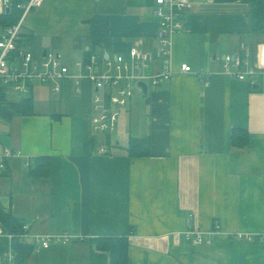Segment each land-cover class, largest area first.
Segmentation results:
<instances>
[{
    "label": "crops",
    "instance_id": "obj_1",
    "mask_svg": "<svg viewBox=\"0 0 264 264\" xmlns=\"http://www.w3.org/2000/svg\"><path fill=\"white\" fill-rule=\"evenodd\" d=\"M192 1L184 29L172 38L174 75L154 88L170 129L164 156H129L130 138L151 133L150 124L145 133L127 131L132 105L108 146L102 140L101 152L88 79L77 84L66 78L58 92L35 82L29 96L5 87L8 100L16 102L9 95L14 91L18 102L30 98L33 107L26 115L0 117V154L21 152L0 171V204L29 222L33 235L70 236L36 246L29 264H111L98 240L122 236L129 239L128 264H264V81L259 78L255 88L224 68L227 54L246 58L253 51L254 61L260 41L249 34L239 0ZM155 2L46 0L24 19L18 46L38 61L44 51H55L73 73L79 72L75 62L92 54L114 57L136 49L151 53L156 73L162 68ZM95 19L109 23L111 47L88 56ZM186 63L192 72H181ZM235 126L250 133L244 148L232 144ZM217 223L211 243L173 236L188 227L211 231ZM240 232L253 240L237 239Z\"/></svg>",
    "mask_w": 264,
    "mask_h": 264
},
{
    "label": "built area",
    "instance_id": "obj_2",
    "mask_svg": "<svg viewBox=\"0 0 264 264\" xmlns=\"http://www.w3.org/2000/svg\"><path fill=\"white\" fill-rule=\"evenodd\" d=\"M46 0H0V13L10 12L14 6L21 10L20 20L5 28L0 37V86L14 89L25 96H29L32 85L35 82L53 84L55 90H60V82L66 78H71L79 84L82 80L88 79L94 86L96 93L92 98V126L93 130L101 136L104 132L114 131L123 115L128 102L134 97L136 92L144 95L143 88L139 82L147 83L150 87H156L162 80H170L174 72L171 68V48L172 38L175 34L184 29V14L193 6L192 0H156L153 7V14L159 21V55L162 70L154 73L153 59L149 52H139L132 49L128 54H117L112 57L110 54H92L87 62L77 61L75 65L79 72L73 73L59 53L46 51L40 61L35 59L34 54L29 51H22L18 46L22 35L23 23L26 16L34 9L43 6ZM210 2L212 0H209ZM250 53L243 58L236 54L224 56L225 72L236 76L240 80H249L251 84H257L259 78L264 81V42L258 44L257 54L254 61L250 58ZM190 64H182L181 72H192ZM106 149L102 146L101 152ZM21 152L6 149L0 154V171L7 166L8 160L13 156H20ZM26 165H29L27 161ZM219 231L217 223L213 230L206 231L202 228L188 227L182 232H175L173 236L180 240L185 238L193 244L211 243L214 241ZM0 238L8 241V249L4 253V264H13L15 252L13 242L20 239L25 242L41 245L43 248L51 246L54 239L68 241L70 236L63 234L60 236L52 235H33L31 224L25 222L22 232L13 233L6 229L0 222ZM239 240L251 241L252 234L237 233ZM264 241V234L262 235Z\"/></svg>",
    "mask_w": 264,
    "mask_h": 264
},
{
    "label": "trees",
    "instance_id": "obj_3",
    "mask_svg": "<svg viewBox=\"0 0 264 264\" xmlns=\"http://www.w3.org/2000/svg\"><path fill=\"white\" fill-rule=\"evenodd\" d=\"M243 5V13L247 16L250 31L253 37L264 36V0H239ZM21 17V10L14 6L11 12L0 13V26L9 27L16 24ZM92 32L89 39L90 49L87 54L90 56L93 50L106 49L111 47V36L109 23L106 20L95 19L91 21ZM6 88L0 86V117L11 119L15 115H26L32 111V101L30 98L20 102H12L5 96ZM152 98H148L150 103ZM168 119V118H167ZM168 121L165 126L157 125L153 119L151 133L143 138L131 137L126 149L131 157L143 156H164L169 145ZM232 144L235 147L244 148L250 143V133L246 128L235 126L231 133ZM42 159H36L39 162ZM45 165H49L46 161ZM35 172V171H33ZM0 222L6 229L13 233L22 232L23 222L6 211L0 204ZM98 247L109 251L111 254V264H128L129 239L122 237H106L98 240ZM8 249L6 239H0V252ZM15 261L13 264H29L28 259L35 250L32 243L15 239L13 242Z\"/></svg>",
    "mask_w": 264,
    "mask_h": 264
},
{
    "label": "rangeland",
    "instance_id": "obj_4",
    "mask_svg": "<svg viewBox=\"0 0 264 264\" xmlns=\"http://www.w3.org/2000/svg\"><path fill=\"white\" fill-rule=\"evenodd\" d=\"M155 6V5H154ZM257 41H260V43L264 42V36H259ZM160 44V41H159ZM26 47V45H25ZM28 49V47H26ZM52 49V48H51ZM256 50V48H255ZM252 53L254 54L253 51H251V60H252ZM257 54V53H256ZM254 58L255 55H253ZM154 88L153 86L150 87L149 94L148 95H141L138 92L134 95V97L128 102V105L126 106L125 109L132 108V112H129V117H128V128L127 131L129 133H132V135H135V133H144L146 132V126L148 124L153 123V119L157 123V125L165 126L166 125V114L167 110L164 107V105L160 102H157L155 100V93H154ZM96 90L94 92L95 96ZM9 95L11 98H13V101L18 102L20 100V94L14 92V91H9ZM152 98V101L149 103L148 98ZM123 118V115L120 118V121L118 122L117 126H119L121 119ZM117 129V128H116ZM114 130L112 132L107 131L104 132L101 136V139L103 140L104 144H107L108 146V136L110 134H117V130ZM95 132V131H94ZM95 137L97 140H100V134L95 132ZM135 137V136H134ZM127 142V140H126ZM116 144V143H115ZM109 148H112V145L109 146Z\"/></svg>",
    "mask_w": 264,
    "mask_h": 264
},
{
    "label": "water",
    "instance_id": "obj_5",
    "mask_svg": "<svg viewBox=\"0 0 264 264\" xmlns=\"http://www.w3.org/2000/svg\"><path fill=\"white\" fill-rule=\"evenodd\" d=\"M8 12H10L9 8L7 9V13ZM245 42H246V45H248L249 44V39H246ZM45 55H46V51H44V53H43V56H45ZM139 85L143 88L144 95H148L149 94V87H148L147 83L141 81V82H139ZM255 88H258L257 84H256Z\"/></svg>",
    "mask_w": 264,
    "mask_h": 264
}]
</instances>
